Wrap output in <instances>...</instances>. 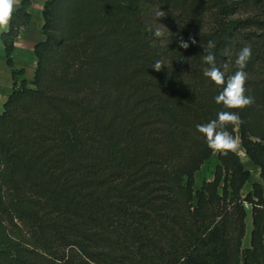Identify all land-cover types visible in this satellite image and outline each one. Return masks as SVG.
Returning a JSON list of instances; mask_svg holds the SVG:
<instances>
[{
  "label": "trees",
  "instance_id": "16d2710c",
  "mask_svg": "<svg viewBox=\"0 0 264 264\" xmlns=\"http://www.w3.org/2000/svg\"><path fill=\"white\" fill-rule=\"evenodd\" d=\"M30 5L0 36L14 79L0 113V264H264V0H47L33 80L14 61ZM155 6L176 22L168 38L154 36ZM245 45L255 102L228 130L262 181L243 197L252 173L236 151L197 189L215 153L196 125L223 110L203 56L231 75Z\"/></svg>",
  "mask_w": 264,
  "mask_h": 264
},
{
  "label": "clouds",
  "instance_id": "9594fccd",
  "mask_svg": "<svg viewBox=\"0 0 264 264\" xmlns=\"http://www.w3.org/2000/svg\"><path fill=\"white\" fill-rule=\"evenodd\" d=\"M17 0H0V32L7 31L11 24L13 13ZM165 16L162 11L157 12V18ZM151 30V29H150ZM156 38L163 39L165 33L156 28L154 31ZM192 44L196 40L189 37ZM178 46L183 49L189 47V43L181 37ZM210 48H214V44H209ZM251 46L245 45L237 54L235 59L236 71L226 76L228 65H223V70L217 65L215 55L209 51L203 56V62L206 67L203 68L204 77L208 78L218 88L219 93L214 97L217 105H222L223 110L219 111L216 118L211 119L207 123L197 124L196 130L206 141L208 148L215 154L228 155L229 152H235L238 148V139L228 130L229 126L236 128L244 123L237 111L243 110L254 104V98L246 95L245 84L247 81V73L245 68L251 59ZM164 66L161 60H157L152 68L160 71Z\"/></svg>",
  "mask_w": 264,
  "mask_h": 264
},
{
  "label": "rangeland",
  "instance_id": "374dc122",
  "mask_svg": "<svg viewBox=\"0 0 264 264\" xmlns=\"http://www.w3.org/2000/svg\"><path fill=\"white\" fill-rule=\"evenodd\" d=\"M39 1H40V3L43 2L42 0H39ZM21 2H22V0H17L15 10L18 7H20ZM31 4H32V0H31ZM159 10L164 12L165 16L157 18V12ZM148 19H149L150 23H152L156 28H160V30L165 33V36H164L165 38L170 37L171 34H175L178 30L176 22L174 21V19L170 15H168V12L164 9L157 7V6L153 7L150 10V12L148 14ZM21 31L27 38H29L31 40H35L36 42H39V41L45 39V34L43 32V26L40 27V26L36 25L34 19H32V23L30 25L22 27ZM18 38H19V36H18ZM18 38L16 39V41L18 40ZM4 58H5V50H4ZM27 65H28V63H27ZM31 65H32L31 67H33V63ZM35 71H36V69H35ZM31 72L32 71L30 69V73ZM34 76H35V73L34 74L33 73H31V74L26 73L23 76H21L20 79L26 78L28 80H33ZM0 94H2V95L4 94V88H1ZM1 99H2V96L0 95V101H1ZM2 111L3 110L0 109V113ZM239 140H240V138H238V142H239ZM240 142H241V140H240ZM236 152L240 155L245 167L247 169H249L252 173L251 181L249 183H247L246 187L243 190V197H244L246 195V193L252 189L253 183L258 182V181H262V179L260 176L259 167L256 166L250 160V158L248 156L242 155V148L240 146H238ZM218 164H219V160H218L217 154L213 155V157L210 160L206 161V163L202 166V168L197 173V182H196L197 189L202 188V184L204 183V181L213 180ZM246 206L248 209V217H247V233H246V236L244 239V247L248 248V247H251V234H252V230H253V220H252V208L247 203H246Z\"/></svg>",
  "mask_w": 264,
  "mask_h": 264
},
{
  "label": "crops",
  "instance_id": "0c3cea01",
  "mask_svg": "<svg viewBox=\"0 0 264 264\" xmlns=\"http://www.w3.org/2000/svg\"><path fill=\"white\" fill-rule=\"evenodd\" d=\"M32 0V4L29 6V11L33 15V19L36 25L42 27L44 25L43 9L46 0ZM1 36V32H0ZM37 42L27 38L22 31L19 38L16 41V47L14 51L15 68H23L25 74L35 73L37 67V57L35 55V46ZM28 63V65H27ZM33 63V67H31ZM28 66V67H27ZM31 69V73H30ZM12 68L7 64L4 58V45L0 37V90L4 88V94H0L2 99L0 101V109H4V103L8 99L14 85V79L12 74Z\"/></svg>",
  "mask_w": 264,
  "mask_h": 264
},
{
  "label": "bare ground",
  "instance_id": "6f19581e",
  "mask_svg": "<svg viewBox=\"0 0 264 264\" xmlns=\"http://www.w3.org/2000/svg\"><path fill=\"white\" fill-rule=\"evenodd\" d=\"M238 146H240V147L242 148V155H243V156H247V153H246L245 149L243 148V146H242L240 140H239V142H238Z\"/></svg>",
  "mask_w": 264,
  "mask_h": 264
}]
</instances>
